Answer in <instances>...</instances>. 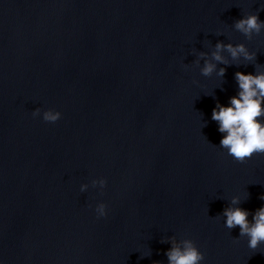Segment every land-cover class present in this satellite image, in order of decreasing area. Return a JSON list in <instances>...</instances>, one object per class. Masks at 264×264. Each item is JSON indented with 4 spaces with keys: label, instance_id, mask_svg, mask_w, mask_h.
<instances>
[{
    "label": "clouds",
    "instance_id": "obj_1",
    "mask_svg": "<svg viewBox=\"0 0 264 264\" xmlns=\"http://www.w3.org/2000/svg\"><path fill=\"white\" fill-rule=\"evenodd\" d=\"M233 27L245 38L251 39L254 34L258 35L264 30V21L260 20L258 12L250 13L235 20ZM224 52H227L232 60L243 58L251 62L256 58V53L249 51L244 43L217 41L214 50L210 53L200 52L198 59L194 61L199 66L200 59L204 60L203 66L199 67L200 74L209 77L215 73L217 77H223L226 68L217 69V63L225 65L229 63L222 54ZM234 78L236 94L229 97L227 104L217 102L212 109L211 119L217 123V131L221 133L218 147L242 163L255 154H264V70L257 69L255 73L237 71ZM32 116H40L45 122L55 123L61 118V112L53 109L41 112L40 108H35ZM106 183L104 178L93 179L91 186L93 188L98 186L103 191ZM88 188L87 183L80 185L81 192L87 191ZM259 198L264 200V194ZM240 203V196H233L229 206L223 209L221 216L224 227L231 230L239 226V237H246L248 248L256 250L260 245H264V205L252 212V219L249 220V210L240 207ZM94 211L97 218L105 217L107 205L99 202L95 205ZM168 241L171 243V247L165 252L168 264H202L205 260L204 253L193 240L177 241L175 237H170ZM0 264H4L3 260H0Z\"/></svg>",
    "mask_w": 264,
    "mask_h": 264
}]
</instances>
